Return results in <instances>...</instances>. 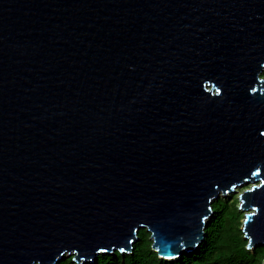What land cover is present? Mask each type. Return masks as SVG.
I'll list each match as a JSON object with an SVG mask.
<instances>
[{
	"label": "water",
	"instance_id": "obj_1",
	"mask_svg": "<svg viewBox=\"0 0 264 264\" xmlns=\"http://www.w3.org/2000/svg\"><path fill=\"white\" fill-rule=\"evenodd\" d=\"M263 69L264 0H0V264L264 243Z\"/></svg>",
	"mask_w": 264,
	"mask_h": 264
},
{
	"label": "trees",
	"instance_id": "obj_2",
	"mask_svg": "<svg viewBox=\"0 0 264 264\" xmlns=\"http://www.w3.org/2000/svg\"><path fill=\"white\" fill-rule=\"evenodd\" d=\"M212 215L206 220L205 236L191 252H182L176 259L159 258L151 248L150 233L145 228L137 232V240L128 253L117 250L98 253L91 261L77 263L73 255H63L56 264H262L264 244L253 251L247 248V238L239 229L241 214L222 199L211 203Z\"/></svg>",
	"mask_w": 264,
	"mask_h": 264
},
{
	"label": "rangeland",
	"instance_id": "obj_3",
	"mask_svg": "<svg viewBox=\"0 0 264 264\" xmlns=\"http://www.w3.org/2000/svg\"><path fill=\"white\" fill-rule=\"evenodd\" d=\"M260 76L264 79V69L260 72ZM250 182H240V183H238L234 188H233V190L232 191H230V192H227V193H225V194H222V193H220L219 195H218V197L216 198V199H213L212 200V202L213 201H215V200H217V199H222V200H224V201H226L227 203H228V205H230V206H234L235 205V207H236V211L237 212H239L240 214H241V218H240V224H239V229L242 231V235H243V237H245V232H244V230L242 229L243 228V221H244V219H245V214L247 213V212H249V210L248 209H243V207H240L239 208V206H240V194H242L244 191H245V189H247V188H249V186H250ZM211 202V203H212ZM248 242H249V240H247L246 241V245L248 244ZM262 245V244H264V243H262V242H257V243H255L254 245H255V247L257 246V245ZM254 245H252V246H247V248L250 250V251H253V249H254ZM65 256H69V255H74L73 253H71V254H68V253H65L64 254ZM263 260H264V257L262 258V260H261V262H262V264H263ZM82 261H80L79 263H81Z\"/></svg>",
	"mask_w": 264,
	"mask_h": 264
},
{
	"label": "bare ground",
	"instance_id": "obj_4",
	"mask_svg": "<svg viewBox=\"0 0 264 264\" xmlns=\"http://www.w3.org/2000/svg\"><path fill=\"white\" fill-rule=\"evenodd\" d=\"M243 182H245V181H243ZM237 184H238V183H237ZM237 184H235V185L233 186V188H234ZM233 188H232V189H233ZM230 191H232V190H229V191H227V192H230ZM227 192H226V193H227ZM220 193H221V192H219V194H220ZM219 194H218V195H219Z\"/></svg>",
	"mask_w": 264,
	"mask_h": 264
},
{
	"label": "clouds",
	"instance_id": "obj_5",
	"mask_svg": "<svg viewBox=\"0 0 264 264\" xmlns=\"http://www.w3.org/2000/svg\"><path fill=\"white\" fill-rule=\"evenodd\" d=\"M246 238V237H245ZM247 240H248V238H247ZM74 256V255H73ZM92 260V259H91ZM91 260H88V261H91ZM83 262V261H82Z\"/></svg>",
	"mask_w": 264,
	"mask_h": 264
}]
</instances>
